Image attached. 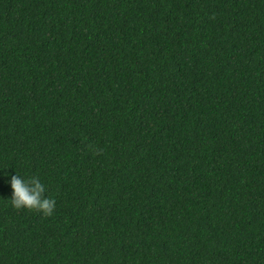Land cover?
Returning <instances> with one entry per match:
<instances>
[{
	"label": "trees",
	"instance_id": "16d2710c",
	"mask_svg": "<svg viewBox=\"0 0 264 264\" xmlns=\"http://www.w3.org/2000/svg\"><path fill=\"white\" fill-rule=\"evenodd\" d=\"M0 264H264V0H0Z\"/></svg>",
	"mask_w": 264,
	"mask_h": 264
},
{
	"label": "clouds",
	"instance_id": "9594fccd",
	"mask_svg": "<svg viewBox=\"0 0 264 264\" xmlns=\"http://www.w3.org/2000/svg\"><path fill=\"white\" fill-rule=\"evenodd\" d=\"M3 177L12 190L8 200L14 208L40 212L45 216L53 214L56 201L46 196L45 185L38 176L25 178L15 170V174L4 172Z\"/></svg>",
	"mask_w": 264,
	"mask_h": 264
}]
</instances>
